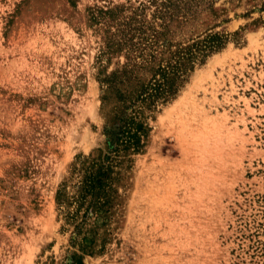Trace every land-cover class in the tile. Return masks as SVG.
<instances>
[{"label":"rangeland","instance_id":"obj_1","mask_svg":"<svg viewBox=\"0 0 264 264\" xmlns=\"http://www.w3.org/2000/svg\"><path fill=\"white\" fill-rule=\"evenodd\" d=\"M139 2L150 18L147 0H0V264H264L261 2L176 28L230 37L173 98L125 109L101 99L123 60L105 40Z\"/></svg>","mask_w":264,"mask_h":264},{"label":"trees","instance_id":"obj_2","mask_svg":"<svg viewBox=\"0 0 264 264\" xmlns=\"http://www.w3.org/2000/svg\"><path fill=\"white\" fill-rule=\"evenodd\" d=\"M214 1L147 0L154 7L150 18L144 10L148 6L139 2L106 37L104 52L123 60L100 79L102 102L115 101L125 109L138 103L152 108L173 98L195 66L229 41L230 33L210 29L176 40V28L181 30L199 11L210 10ZM259 1L264 12V0Z\"/></svg>","mask_w":264,"mask_h":264}]
</instances>
